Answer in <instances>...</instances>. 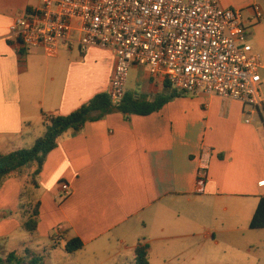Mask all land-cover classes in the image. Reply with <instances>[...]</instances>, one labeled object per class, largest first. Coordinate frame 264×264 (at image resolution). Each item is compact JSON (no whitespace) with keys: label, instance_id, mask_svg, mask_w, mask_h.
Instances as JSON below:
<instances>
[{"label":"crops","instance_id":"1","mask_svg":"<svg viewBox=\"0 0 264 264\" xmlns=\"http://www.w3.org/2000/svg\"><path fill=\"white\" fill-rule=\"evenodd\" d=\"M219 1L244 11L248 31L260 25L251 8L264 14V0ZM40 4L0 0L1 154L29 148L45 132V119L109 91L111 51L81 53L62 44L48 57L40 47L20 49L9 36L13 17ZM173 89L133 65L125 95L152 102ZM246 114L254 113L238 101L185 93L147 115L111 110L66 131L37 177L40 195L31 198L39 201L36 232L51 239L49 257L77 237L84 243L79 251L102 257L94 264H129L138 243L149 246V264H264V228L244 226L264 196V121L246 123ZM205 152L206 179L197 192ZM23 180L9 177L0 187V239L23 230ZM63 182L70 193L60 198Z\"/></svg>","mask_w":264,"mask_h":264},{"label":"built area","instance_id":"2","mask_svg":"<svg viewBox=\"0 0 264 264\" xmlns=\"http://www.w3.org/2000/svg\"><path fill=\"white\" fill-rule=\"evenodd\" d=\"M252 8L257 20L264 19L258 5ZM247 33L242 11L226 9L219 0H41L9 25L20 49L40 47L48 57L62 44L81 53L91 47L111 51L112 106L124 99L135 65L175 90L238 101L264 121V59L247 43ZM208 156L200 160L197 192L205 184ZM60 190V198L70 193L65 182Z\"/></svg>","mask_w":264,"mask_h":264},{"label":"trees","instance_id":"3","mask_svg":"<svg viewBox=\"0 0 264 264\" xmlns=\"http://www.w3.org/2000/svg\"><path fill=\"white\" fill-rule=\"evenodd\" d=\"M184 92L173 89L169 96L159 95L152 102L128 98L126 95L121 104L112 106L107 93L94 96L88 103L82 105L74 112L64 116H53L44 120L45 132L29 148H22L8 154L0 153V187L9 177L23 180V188L20 194L19 213L23 221L21 227L26 232L36 234L39 201L33 203L31 199L38 188L37 177L41 172L47 155L56 147L58 138L69 129H79L87 121L101 118L111 110H117L123 114L147 115L159 108L176 96L184 95ZM92 112H99L97 117H91ZM262 119V117H261ZM250 229L264 228V196L259 197L256 208L249 222ZM84 243L77 237L68 240L64 244V251L74 253L81 250ZM54 248V247H53ZM41 252L28 247L6 251L0 245V264H45V256L48 258V249ZM129 264H149V246L138 243L133 249L132 262Z\"/></svg>","mask_w":264,"mask_h":264},{"label":"rangeland","instance_id":"4","mask_svg":"<svg viewBox=\"0 0 264 264\" xmlns=\"http://www.w3.org/2000/svg\"><path fill=\"white\" fill-rule=\"evenodd\" d=\"M251 10L253 11V8H251ZM241 11L244 15V11L243 10H241ZM253 13H254V11H253ZM254 18H255V14H254ZM256 21L259 22L260 25L258 24L259 26L257 28H252V30L248 31L246 41H247V43H249L253 46V49L257 53H259L262 57H264V19H260V20H256ZM260 75L262 77L261 89H262V93L264 94V70H260ZM246 108H247V110H253L251 107H248V106H246ZM252 113H254L252 115V117H251V114H246L245 118L249 119V120H251V118H253L255 124H260L262 126L261 118L259 117L257 112H255L253 110ZM41 136H42V134L37 135V137L34 140L36 141ZM33 144L34 143H31L29 145V147H31ZM26 148H28V147H26ZM24 180L25 181L29 180V182H30V178H28L27 174H26V177ZM35 191H36L37 195H40V190L36 189ZM15 215L20 216V214L18 215V213H15ZM247 222L248 221H246V223L244 225L245 227L249 226V223H247ZM36 233L37 234H35V236H33L30 233L26 232L25 230H22L19 228L16 231H14L13 234L11 236H9L8 239L7 238H1L0 243L2 245H4L6 249H10L13 246H19L20 244L21 245L24 244L28 248H31L33 250H37L38 252H41L42 254H44L43 253L44 250L47 249L46 248L47 242L51 243L50 242L51 239L50 238L47 239V235L43 236V235H39L38 232H36ZM36 242H38L39 245H36V244H38ZM48 251L50 253V249H48ZM74 253L73 254L72 253H66L63 250L57 249L56 251H54V253L52 255H50V257L48 255V258L46 257V255H44L45 256V258H44L45 264H80V263L84 262V261H82L83 259L88 260V262H86V264H94L96 261L102 259V257H98V258H92L91 257L90 258L88 253H86V251H79V252L76 251ZM104 258H106V256ZM151 264H156V263L151 262ZM250 264H253V263H250Z\"/></svg>","mask_w":264,"mask_h":264}]
</instances>
